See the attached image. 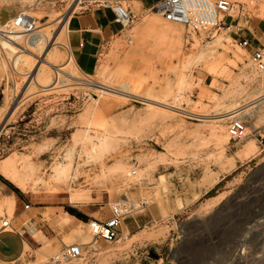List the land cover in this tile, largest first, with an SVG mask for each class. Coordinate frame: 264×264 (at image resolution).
<instances>
[{"label": "rangeland", "instance_id": "rangeland-1", "mask_svg": "<svg viewBox=\"0 0 264 264\" xmlns=\"http://www.w3.org/2000/svg\"><path fill=\"white\" fill-rule=\"evenodd\" d=\"M233 1L245 6L241 26L264 28V0ZM155 2L0 0V28L28 10L38 29L58 38L49 61L71 75L54 85L55 72L44 65L36 70L37 83L28 77L46 36L19 33L25 36L16 47L38 46L31 58L36 64L20 61L23 70L13 67L15 57L0 44V132L10 135L1 141L6 152L0 167L6 161L26 183V190L18 188L31 212L44 214L38 216L49 237L36 236L44 243L31 242L33 250L14 261L0 254V264L264 263V75L236 35L220 30L188 36L184 26L155 16ZM97 6H122L132 21L117 25L95 73L84 75L66 49L61 21ZM153 17L158 20L149 23ZM160 21L176 35L161 34ZM175 106L191 114L169 108ZM236 110L233 116L247 125L241 140L227 133ZM92 203L101 216L114 205L130 208L117 240L96 238L82 223L62 232L68 223L59 214L63 206ZM11 217L0 206V227ZM57 234L80 245L82 257L57 259L64 248Z\"/></svg>", "mask_w": 264, "mask_h": 264}, {"label": "crops", "instance_id": "crops-1", "mask_svg": "<svg viewBox=\"0 0 264 264\" xmlns=\"http://www.w3.org/2000/svg\"><path fill=\"white\" fill-rule=\"evenodd\" d=\"M117 25L121 24L115 21L112 8L104 6L89 8L69 17L65 30L66 49L81 73L84 75L95 73L102 49L116 34ZM241 35L251 41V46L247 49L249 52L254 48L264 45V28L260 24H253L248 28H243ZM203 80L206 81L207 77ZM5 180L18 188L12 180H8V178H5ZM18 189L20 190V188ZM0 192L1 212L2 214L12 215L8 225L14 228H12V232H9L6 228H3L5 226L2 225L0 227L1 258L10 262L19 258L23 251H32L33 244L31 242L37 245L43 244L44 242L36 238L39 234L45 237V240L49 237L43 231L45 225L44 218L38 216L44 215L42 212L39 211L33 214L30 210L31 207L19 212L18 204L22 203L24 206L27 202L31 203L27 200L24 192L20 190L19 193H16L2 180H0ZM203 192L205 193V189H203ZM6 201H11L12 205L10 209L5 204ZM93 206V203L86 206V208L79 207L78 204L70 206L74 209L75 215H71L66 211L68 206H63V211L59 214L63 219L67 218L68 223L61 225L62 232L66 233L67 230L75 228L81 223L88 225V222L92 219L106 220L112 216V211L108 215L101 216L99 210L94 209ZM41 208L43 207H39L38 209L41 210ZM18 226L23 229L22 232L17 230ZM24 233H27L30 239L22 237ZM57 233L60 234V232ZM59 234H57L58 242L60 247L63 248L68 245V242Z\"/></svg>", "mask_w": 264, "mask_h": 264}, {"label": "built area", "instance_id": "built-area-1", "mask_svg": "<svg viewBox=\"0 0 264 264\" xmlns=\"http://www.w3.org/2000/svg\"><path fill=\"white\" fill-rule=\"evenodd\" d=\"M151 9L158 12L164 20L172 23L182 24L188 36L197 34H211L220 30L229 31L236 35L234 39L241 48L248 49L251 41L241 35L243 26L239 20L246 13L245 6L241 2L233 0H155ZM39 3V1H37ZM115 21L122 25L132 21L130 12L124 10L122 6H111ZM234 22V23H233ZM38 27V19L31 15L28 10L17 11L0 28V38H7L12 32L23 34L33 33ZM250 61L255 69L264 75V45L250 51ZM4 129V128H3ZM227 133L233 140H241L247 136V125L242 119L231 116ZM9 132H0V156L6 152V146L1 145V141L9 138ZM31 207L29 202L25 203L27 210ZM130 211L129 207L121 208L117 205L112 206V216L106 220L92 219L88 222L90 233L96 238H102L107 242H113L120 235V227L126 214ZM3 226H8L5 221ZM82 257L81 246L78 244L67 245L57 257L67 260H76Z\"/></svg>", "mask_w": 264, "mask_h": 264}, {"label": "bare ground", "instance_id": "bare-ground-1", "mask_svg": "<svg viewBox=\"0 0 264 264\" xmlns=\"http://www.w3.org/2000/svg\"><path fill=\"white\" fill-rule=\"evenodd\" d=\"M5 1V0H4ZM7 1H10V2H12V1H14V0H7ZM20 1V0H19ZM26 1H28V0H21V2H26ZM34 1V0H33ZM29 2H30V0H29ZM33 2L31 1V4H32ZM30 5V4H29ZM124 9V8H123ZM125 10V9H124ZM31 14V13H30ZM154 14H155V16H158V17H160L161 15L158 13V12H156V11H154ZM32 15V14H31ZM68 19H69V17H67V18H64L62 21H61V23L62 22H64L63 23V26L62 27H66V24H67V21H68ZM155 19L156 20H158L156 17L154 18L153 17V19L149 22V23H153V22H155ZM175 24H178V23H175ZM159 29H160V32H161V34H163V35H170V36H175L176 35V31H174L170 26L171 25H169V23H163V22H159ZM178 25H181V26H183L182 24H178ZM63 28V29H64ZM174 28V27H173ZM176 28V27H175ZM174 28V29H175ZM179 28V27H178ZM32 35H34V37H35V35L37 36V37H40V38H42L43 39V37L44 36H46V40H45V42L46 43H44V46L43 47H41V55H40V59L38 60V62H37V65H35L36 64V61H35V64H34V61L32 62V64H31V58H32V60H34V54L36 53V51H34L38 46H36V43L33 41V42H31L30 43V48L27 46V47H21V48H18L19 46H15L14 44H16V45H18V43H17V41H19L21 38H23V36H25V35H23V34H19V32H12V33H10L9 35H8V37L7 38H4L3 39V41L0 43L3 47V49H7V51L9 50V54H10V56H13V58L15 57V59H13L14 60V63H13V67H15L16 66V68H20V70H23V69H21V67H18L19 66V64L23 61V62H25L26 64L28 63L29 64V62H30V67H32V66H34L35 65V67H34V69H32V68H30V71L29 72H27V75H28V77L29 78H32V82L34 81L35 83H37V80L36 79H38V77H37V74L36 73H39L38 71L42 68V66H44V65H47V66H49L50 68H52V70L55 72V78H54V81L52 82V84H54V85H58L59 83H63V81L64 80H62L61 81V78L62 77H64L65 78V76H71V75H69V70H68V68L67 67H57V66H53V64L49 61V59L51 58V55H52V52H51V49L49 48L55 41L57 42V40H58V38L56 37H51L44 29H38V27H37V29L33 32V33H31ZM28 36V35H27ZM30 36V35H29ZM33 37V36H32ZM35 39V38H34ZM38 40V39H37ZM43 41H41V43H42ZM38 43V42H37ZM40 43V42H39ZM29 45V44H28ZM39 45V44H38ZM40 46H42V45H39V48H40ZM35 52V53H34ZM18 53H21V55L19 54V56L17 55V57H16V54H18ZM238 53V52H237ZM37 54V53H36ZM38 55H39V53H38ZM37 55V56H38ZM35 57H36V55H35ZM237 57V56H236ZM238 59H239V57H238ZM21 61V62H20ZM40 62H42V63H40ZM51 65V66H50ZM23 68V67H22ZM32 69V70H31ZM38 69V71L36 72V70ZM17 71V70H15V71H17V73L19 74V73H21V71ZM42 71V70H41ZM42 73V72H41ZM36 74V75H35ZM40 74V73H39ZM37 77V78H36ZM75 78V77H74ZM66 80V79H65ZM31 82V83H32ZM66 82V81H65ZM92 83V82H91ZM39 84V83H38ZM86 84V83H85ZM93 86H96V87H98V90H101V91H105V90H109V91H113V92H118V93H121V92H119L118 90H114V89H112V88H109V87H107V86H104L102 83H94V84H92ZM122 87V86H121ZM123 88L124 89H129L130 87L128 86V85H125V86H123ZM254 103V102H253ZM16 105V102H14V105L13 106H15ZM170 109H173V110H175V111H179V112H183V113H186V114H191V113H189L187 110H185L184 108L182 109V108H180V107H169ZM239 110V109H238ZM238 110H236L235 112H233L232 113V115L231 116H233V114L234 113H236ZM230 116V117H231ZM173 117V115H168V118H172ZM0 171L2 172V175H4L6 178H8V177H12L13 179H14V181L18 184V187H20V188H22L23 190H26L27 189V186H26V183H24L23 181H20V180H18V178H17V176H15L14 174H15V172H14V170H13V168H12V166L10 165V164H8L6 161H5V163H4V165L2 166V167H0ZM6 205H7V207H8V209H10V206L12 205V203H11V201H6V203H5ZM5 206V205H4ZM5 210V209H4ZM36 233V232H35ZM41 241V240H40ZM23 245V244H22ZM23 248V247H22ZM27 249V248H26ZM264 262V261H263ZM263 262H261V263H263ZM264 264V263H263Z\"/></svg>", "mask_w": 264, "mask_h": 264}, {"label": "trees", "instance_id": "trees-1", "mask_svg": "<svg viewBox=\"0 0 264 264\" xmlns=\"http://www.w3.org/2000/svg\"><path fill=\"white\" fill-rule=\"evenodd\" d=\"M0 180H2L3 182H5L6 184H8L16 193H19L20 190L18 188H16L15 186H13L10 182H8L7 180H5V178L3 176L0 175ZM66 211L71 214V215H75L74 213V209L70 206H68L66 208Z\"/></svg>", "mask_w": 264, "mask_h": 264}]
</instances>
